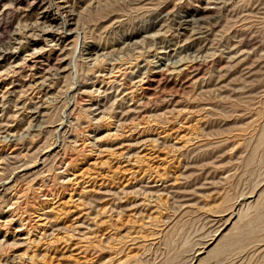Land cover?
I'll return each instance as SVG.
<instances>
[{
    "label": "rangeland",
    "instance_id": "rangeland-1",
    "mask_svg": "<svg viewBox=\"0 0 264 264\" xmlns=\"http://www.w3.org/2000/svg\"><path fill=\"white\" fill-rule=\"evenodd\" d=\"M31 2L0 0V264H264V0Z\"/></svg>",
    "mask_w": 264,
    "mask_h": 264
},
{
    "label": "bare ground",
    "instance_id": "bare-ground-1",
    "mask_svg": "<svg viewBox=\"0 0 264 264\" xmlns=\"http://www.w3.org/2000/svg\"><path fill=\"white\" fill-rule=\"evenodd\" d=\"M51 1V0H50ZM151 0H149V2H150ZM153 1V0H152ZM11 2H13V4L15 5V6H18V5H21L20 3L22 2V0H11ZM42 3H43V0H33V4H32V2H31V4L33 5V6H41L42 5ZM50 3V2H49ZM55 4V3H54ZM57 4V3H56ZM145 4H147V3H145ZM12 5V4H11ZM52 5V4H51ZM149 5H151V2L149 3ZM152 5H153V3H152ZM31 6V5H30ZM29 6V7H30ZM32 7V6H31ZM44 7H46V5L44 6ZM57 7V6H56ZM60 7V6H59ZM62 7V6H61ZM28 8V7H27ZM40 8V7H39ZM52 8V7H51ZM25 9V8H24ZM29 9V8H28ZM47 9V8H46ZM1 13V12H0ZM4 13V12H3ZM27 15V14H26ZM2 16V14H0V17ZM33 18V17H32ZM34 22V21H33ZM43 22V21H42ZM65 22V21H64ZM61 24V23H60ZM5 25V24H4ZM49 25V24H48ZM76 25V24H75ZM43 26V25H42ZM1 28V27H0ZM64 28V27H63ZM57 29V28H56ZM3 31V30H2ZM91 53V52H90ZM89 54V53H88ZM41 134V133H40ZM10 141V140H9ZM258 143V142H257ZM260 143V142H259ZM258 143V144H259ZM261 145V144H260ZM258 146V145H257ZM256 146V147H257ZM256 149V148H255ZM260 151V150H259ZM25 163V162H24ZM10 165V164H9ZM259 199H261V198H259ZM260 201V200H259ZM262 202H263V200H262ZM257 204V203H256ZM255 207V206H254ZM258 207V206H257ZM254 209H257L258 210V208H253V210ZM239 210V209H238ZM242 211H243V209H242ZM256 211V210H255ZM252 212V211H251ZM251 212H249V213H251ZM246 213V212H245ZM254 214H256V213H253L252 215H254ZM257 215V214H256ZM230 216H231V214H230ZM237 216V215H236ZM262 216L263 215H257V216H254L252 219H249L250 218V216L248 217V221H245V218H244V223L241 225V226H238V228L237 227H235V225H234V227L233 228H235V230L231 233V234H229V236L227 235V237L225 236V235H222V240H225V239H223V236L224 237H226V240H225V242H224V244L223 245H221L220 247H218V248H216L213 252H214V254L213 255H215V257L217 256V255H219L220 256V254L222 255V253L227 249V248H229V247H231L232 245H238V247H244L246 244H250V243H256L257 241H258V237L260 238V231L261 230H259L260 228H258V224H259V222H260V220H261V218H262ZM232 217V216H231ZM243 217H245V216H243ZM238 218H242V216H239ZM264 218V217H263ZM230 219V218H229ZM232 220V219H231ZM239 220V219H238ZM241 221V220H240ZM235 222V221H234ZM242 222H243V220H242ZM241 222V223H242ZM231 223V222H230ZM233 223V222H232ZM260 223H262V222H260ZM238 225V224H237ZM236 225V226H237ZM260 225V224H259ZM232 228V229H233ZM231 229V230H232ZM229 231V230H228ZM227 231V232H228ZM226 232V233H227ZM230 232V231H229ZM262 233V232H261ZM263 233H264V231H263ZM262 235V234H261ZM220 240V239H219ZM221 240V241H222ZM220 241V242H221ZM262 242H263V239L261 240ZM219 242V241H218ZM218 242H217V244H218ZM219 242V243H220ZM216 244V245H217ZM221 244V243H220ZM257 244V243H256ZM262 244V243H261ZM205 245V244H204ZM207 245V244H206ZM219 245V244H218ZM260 245V244H259ZM249 246V245H248ZM204 247V246H203ZM215 247V246H214ZM213 247V248H214ZM255 247V246H254ZM253 247V248H254ZM259 247V246H258ZM234 248H236V247H234ZM248 248V247H247ZM246 248V249H247ZM203 249V248H202ZM256 249V248H255ZM258 249V248H257ZM210 250V249H209ZM211 250H213V249H211ZM227 250H229V249H227ZM251 250V249H250ZM254 250V249H253ZM202 251V250H201ZM204 252H207V251H205V250H203ZM231 251H232V249H231ZM242 252L244 251V249L243 250H241ZM246 251V250H245ZM248 251H249V249H248ZM252 251V250H251ZM225 252H227V251H225ZM230 252V251H229ZM235 252V251H234ZM240 251L238 250V252L237 253H239ZM254 252V251H253ZM210 253H211V251H210ZM241 254V253H240ZM262 254V253H261ZM212 255V256H213ZM225 256V255H224ZM207 257H208V253H207ZM214 257V258H215ZM218 257V256H217ZM222 257V256H221ZM211 259H213V258H211ZM218 259V258H217ZM199 262H201L200 260H199ZM169 262H167V264H168ZM170 264V263H169Z\"/></svg>",
    "mask_w": 264,
    "mask_h": 264
}]
</instances>
